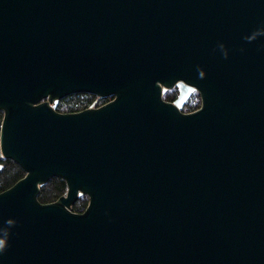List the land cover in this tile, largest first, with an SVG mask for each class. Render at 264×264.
<instances>
[{
	"label": "water",
	"instance_id": "obj_1",
	"mask_svg": "<svg viewBox=\"0 0 264 264\" xmlns=\"http://www.w3.org/2000/svg\"><path fill=\"white\" fill-rule=\"evenodd\" d=\"M0 110V264H264V0H0Z\"/></svg>",
	"mask_w": 264,
	"mask_h": 264
},
{
	"label": "trees",
	"instance_id": "obj_2",
	"mask_svg": "<svg viewBox=\"0 0 264 264\" xmlns=\"http://www.w3.org/2000/svg\"><path fill=\"white\" fill-rule=\"evenodd\" d=\"M165 99L169 100L172 95L164 96ZM111 99V97H97L94 94L86 92H76L71 93L63 98H61L57 104L56 109L58 111H76L90 106L92 103L101 104ZM97 100L98 103H97ZM192 105L186 103L183 106L184 111L190 110ZM2 118V111L0 110V123ZM24 174L23 169L15 161L9 158H2L0 161V191L8 188L14 182H16ZM66 190L65 181L57 176L51 177L47 182L41 185L38 194V199L41 202H49L55 200ZM87 202V197L85 195H80L78 199L72 204V209L74 211H81Z\"/></svg>",
	"mask_w": 264,
	"mask_h": 264
},
{
	"label": "flooded vegetation",
	"instance_id": "obj_3",
	"mask_svg": "<svg viewBox=\"0 0 264 264\" xmlns=\"http://www.w3.org/2000/svg\"><path fill=\"white\" fill-rule=\"evenodd\" d=\"M177 93H178V87L177 86H174V87H172V88H169V89H166L165 91H164V93H163V97L166 95V96H168L169 97V95H172V97L169 99V100H173L175 97H176V95H177ZM165 98V97H164ZM60 100V99H59ZM59 100L57 101V103H56V107H57V104H58V102H59ZM190 103L191 105H192V107L193 108H191L190 110H188V111H192V110H195L196 108H198L199 107V105H200V97H199V94H198V92H197V90H193L192 91V93H191V95L187 98V100H186V102L184 103V105L186 104V103ZM92 104H95V102L94 103H92ZM91 104V105H92ZM182 110H184V109H182ZM84 209V208H83ZM82 209V210H83Z\"/></svg>",
	"mask_w": 264,
	"mask_h": 264
},
{
	"label": "clouds",
	"instance_id": "obj_4",
	"mask_svg": "<svg viewBox=\"0 0 264 264\" xmlns=\"http://www.w3.org/2000/svg\"><path fill=\"white\" fill-rule=\"evenodd\" d=\"M5 246V239H0V252L4 251Z\"/></svg>",
	"mask_w": 264,
	"mask_h": 264
},
{
	"label": "rangeland",
	"instance_id": "obj_5",
	"mask_svg": "<svg viewBox=\"0 0 264 264\" xmlns=\"http://www.w3.org/2000/svg\"><path fill=\"white\" fill-rule=\"evenodd\" d=\"M98 101H99V100H97V103H98ZM96 105H98V104H96ZM185 111H188V110H185Z\"/></svg>",
	"mask_w": 264,
	"mask_h": 264
}]
</instances>
